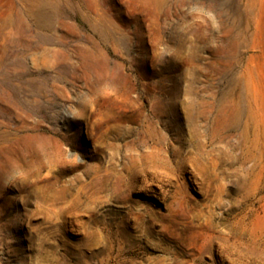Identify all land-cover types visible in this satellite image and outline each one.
I'll use <instances>...</instances> for the list:
<instances>
[{"label":"rangeland","instance_id":"obj_1","mask_svg":"<svg viewBox=\"0 0 264 264\" xmlns=\"http://www.w3.org/2000/svg\"><path fill=\"white\" fill-rule=\"evenodd\" d=\"M0 264H264V0H0Z\"/></svg>","mask_w":264,"mask_h":264},{"label":"bare ground","instance_id":"obj_2","mask_svg":"<svg viewBox=\"0 0 264 264\" xmlns=\"http://www.w3.org/2000/svg\"><path fill=\"white\" fill-rule=\"evenodd\" d=\"M241 113H242V110L238 109L236 114H235V116H236L235 119L239 118ZM246 115H247V120L248 121L253 122V123H255L257 121V116L254 114V111L249 110L248 112H246ZM255 124H257V122ZM256 128H257V126H256ZM256 145H257V143H256Z\"/></svg>","mask_w":264,"mask_h":264}]
</instances>
